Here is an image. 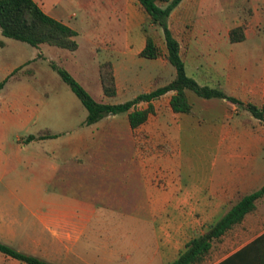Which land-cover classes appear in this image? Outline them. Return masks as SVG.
I'll return each mask as SVG.
<instances>
[{
    "label": "rangeland",
    "instance_id": "1",
    "mask_svg": "<svg viewBox=\"0 0 264 264\" xmlns=\"http://www.w3.org/2000/svg\"><path fill=\"white\" fill-rule=\"evenodd\" d=\"M34 1L49 16L70 23V27L77 32L75 40L78 48L74 52L48 45L36 48L3 37L0 33V82L8 73L22 66L14 79L0 89V242L21 253L54 264H77L76 249L72 245L76 240L61 237L69 227L67 221L77 222L81 217L82 210L77 201L82 200L79 198L82 192L78 190L77 184L82 181L86 184L87 191L95 194L93 185L96 184L97 176L91 173L92 168L124 166L126 155H114L117 153V144L107 141L104 143V162L100 163L97 157H90L89 153L85 158L82 157L88 149L87 145L90 148L96 145L95 136L101 129L99 125L106 124L109 119L106 116L98 121L100 124L96 129L85 126L83 122L87 115L86 109L50 67V63L65 69L94 100L102 99L110 104L123 103L148 86L150 89L168 83L174 77V69L159 60L140 57L125 59L116 53L120 48L116 44L120 45L126 35V21L135 26L132 36L134 48L146 36H151L161 50L165 51L162 29L149 22L147 15L134 0H94L96 9L93 23L79 6V0ZM213 2L214 6L209 9L210 15L215 26H222L214 28L213 43L208 47L213 58L201 63V69L196 70L186 65V73L198 83L207 81L211 86L220 83L221 87H224V83L217 74L226 75L228 81L234 78L230 79V83L237 82L242 77L251 82L260 78L263 93L258 98L253 99L249 86L243 88L242 85H235L232 93L243 96L245 103L262 106L264 6L253 7V0ZM121 3H126V7L117 9ZM192 17L193 20L199 18L197 15ZM238 26L243 28L245 39L231 43L228 41L229 31ZM161 58L163 59L162 56ZM106 61H111L116 67L120 89L124 92L127 89L125 94L121 92L123 95L114 99L103 97L99 84L98 65ZM208 66L216 76L212 77ZM19 77L20 80L14 81ZM188 95L191 102L201 100L191 91H188ZM220 101L216 99V102ZM230 106L235 109L231 110ZM167 107V97L156 102V109L162 114ZM136 108H141V105ZM194 112L199 121L194 122L196 125L190 128L191 135L188 136L186 129L183 130V139L174 157L183 170L193 167L198 169L199 175L208 168L205 154L207 144L194 132L199 133L212 122L219 121L223 113L233 115V120L245 125L259 122L227 101L220 107L216 105L206 108L196 103ZM124 115L119 114L120 117ZM256 124H259L264 135V126L260 122ZM46 133L54 137L40 140L39 136H45ZM29 136H34L35 139L28 140ZM80 136H85L86 141L80 142ZM159 147L157 149L165 153L172 150L167 143ZM52 153L70 155L69 167L73 172H70L67 179L64 177V182L61 171L54 175L49 172L44 158L54 156ZM258 157L263 185L264 149ZM62 161L59 156L50 159L48 163L61 165ZM123 189L125 190L124 186L112 188L110 193L112 197L114 194L120 196L125 192ZM93 203L92 214L104 220V223H96L95 217H92L89 227L106 226L110 224V220L114 222L127 215L120 208L115 209L106 204L104 200L98 199ZM0 264L20 263L0 253Z\"/></svg>",
    "mask_w": 264,
    "mask_h": 264
},
{
    "label": "crops",
    "instance_id": "2",
    "mask_svg": "<svg viewBox=\"0 0 264 264\" xmlns=\"http://www.w3.org/2000/svg\"><path fill=\"white\" fill-rule=\"evenodd\" d=\"M78 4L92 22L96 9L94 0H79ZM213 6V0H182L168 19L169 29L180 45L185 66L189 65L196 70L201 69V63L213 58L208 47L213 43L214 28L222 27L215 26L213 22L209 12ZM252 6H264V0H253ZM125 7L126 3H121L117 9ZM115 11L116 8L114 13ZM195 15L199 18L193 20L192 16ZM59 21L70 27L67 21ZM125 25L126 35L120 45L116 44L120 47L116 53L125 59L140 57L145 39L134 48L132 36L135 26L128 21ZM165 55L166 50L162 51L163 59L160 56L151 60H159L164 65H169ZM113 72L116 96L112 99L127 91L120 89L114 65ZM209 72L212 77L216 76L211 70ZM32 73L33 71L30 74ZM217 75L222 79L224 87L220 83H215L212 87H219L242 102L243 96L232 93L235 85H242L243 88L249 86L253 99L263 93L259 84L260 78L251 82L242 77L237 82L230 83V79L234 78L228 81L226 75ZM199 84L211 86L207 81ZM149 87L141 93L156 88ZM173 94L168 92L151 101L153 114L136 129L129 126L127 113H121L125 114L121 117L119 114L108 115L109 121L102 126L99 122L88 126L96 129L99 125L101 129L95 136L96 145L91 148L87 145L88 149L82 157L85 158L89 153L90 157H97L100 163L104 162V143L111 141L117 144V153L114 155H126V165L92 168L91 173L97 176L96 184L93 185L95 194H90L82 181L79 180L77 184L78 190L82 192L79 197L82 200L77 201L82 210L81 217L77 222L68 220L69 227L61 236L76 240V245H72L76 249L77 264H171L191 240L207 234L211 226L235 204L237 193L249 194L264 185H261L262 168L258 160V155L264 149V135L259 124H256L259 122L245 125L241 121L233 120V115L224 113L219 121L212 122L205 130L194 132L207 144L205 154L208 168L205 173L199 175L198 169L193 167L183 170L174 155L182 142L183 130L186 129L185 133L191 135L190 128L196 125L194 122L199 121L194 115L196 103L204 108L216 105L220 107L226 100L220 99V102H216V99L199 97L201 100L195 99L191 102L186 91L192 111L189 114H180L173 113L169 107ZM162 97H167L168 106L163 114L156 109V102ZM101 101L105 102L102 99ZM138 105H141L138 109H144L148 103L141 102ZM234 109L231 107V110ZM79 141H86L85 136H80ZM165 143L171 147L170 152L159 150V146ZM59 156L63 159L61 165L48 163L50 159ZM44 159L51 175L61 171L63 182L64 177L67 179L70 172H73L69 167L68 153L65 156L58 153ZM121 186L125 187L124 194H114L112 197V188ZM98 199L104 200L115 209L120 208L127 215L124 214L125 217L114 222L110 220V224L106 226L89 227L92 217H95L96 223H104V220L92 214L93 202ZM209 243L208 252L193 264H264V197L255 202V210L245 215L239 224L218 238H212Z\"/></svg>",
    "mask_w": 264,
    "mask_h": 264
},
{
    "label": "trees",
    "instance_id": "3",
    "mask_svg": "<svg viewBox=\"0 0 264 264\" xmlns=\"http://www.w3.org/2000/svg\"><path fill=\"white\" fill-rule=\"evenodd\" d=\"M135 1L147 15L149 22L162 29L166 50L165 59L174 69V77L168 83L149 92L138 94L131 100L110 104L94 100L65 69L50 63V67L86 109L87 115L83 122L85 126L93 125L108 115L127 113L129 126L131 129H136L146 122L149 115L153 114V107L150 102L168 92L174 93L169 100L171 111L173 113L189 114L192 111V104L187 98L186 91H191L203 99L226 100L247 112L253 119L264 126V105L257 106L251 102L244 103L240 99L227 94L221 88L199 84L186 74L180 45L168 27V19L171 12L182 0ZM242 29L241 26H238L229 31V41L231 43L244 41L245 35ZM0 33L3 37L14 39L36 48L41 45H48L70 52H74L78 48L75 40L77 32L46 14L34 0H0ZM139 55L145 59H156L162 55V51L151 36H146L144 48ZM21 68L22 66L16 68L5 77L0 82V89L9 80L14 79L15 74ZM98 78L103 96L107 98L115 97L116 84L111 61L98 65ZM141 102L148 103L147 107L144 109L136 108ZM52 137L54 135L46 133L45 136H39V139ZM33 139H35L34 136L28 137V140ZM263 197L264 185L249 194L237 193L235 195V204L211 226L207 234L191 240L186 245L185 250L171 264H193L198 261L210 249L209 241L212 238H218L227 230L239 224L245 215L255 210V202ZM0 253L15 259L20 264H54L39 257L21 253L1 242Z\"/></svg>",
    "mask_w": 264,
    "mask_h": 264
}]
</instances>
